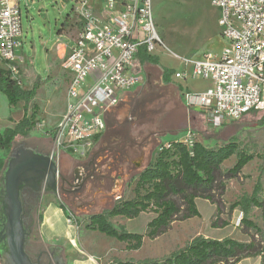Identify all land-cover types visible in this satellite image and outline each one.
I'll use <instances>...</instances> for the list:
<instances>
[{"label": "built area", "instance_id": "2783aa9c", "mask_svg": "<svg viewBox=\"0 0 264 264\" xmlns=\"http://www.w3.org/2000/svg\"><path fill=\"white\" fill-rule=\"evenodd\" d=\"M212 3L220 12L221 35L226 41L219 58L211 52L198 59L179 58L191 65L192 77L212 81L206 92L187 94L186 99L209 110L213 124L220 126L264 110V0ZM74 9L81 27L62 62L71 74L67 110L52 133L50 154L58 166L62 152L85 157L94 137L105 129V113L117 105L121 91L137 82L130 69L139 48L152 52L157 45L164 46L151 0H103L102 18L93 14L89 0H76ZM22 43L19 1L0 0V58L14 75L16 49ZM175 76L183 78L185 73ZM183 142L191 148L194 141L189 137ZM169 147L167 143L159 149Z\"/></svg>", "mask_w": 264, "mask_h": 264}, {"label": "rangeland", "instance_id": "374dc122", "mask_svg": "<svg viewBox=\"0 0 264 264\" xmlns=\"http://www.w3.org/2000/svg\"><path fill=\"white\" fill-rule=\"evenodd\" d=\"M19 2L22 30L24 32V46L22 53L16 54L17 63L23 67L22 83L24 86L22 85V87L30 89L33 87L34 81L39 78L38 76L35 79L32 78L33 68L38 75L47 76L49 55L52 57L57 55L61 44L67 43L71 40L70 38L76 39L81 27L80 18L74 9L76 0H19ZM151 5L156 31L164 43V46L157 45L156 48L161 47L172 56L174 53L178 57L198 59L205 52L212 53L218 50L222 44L225 43L226 45V41L221 35L223 29L219 24L220 12L213 5L212 0H151ZM93 14L96 15L95 13ZM18 58L23 59L24 62ZM43 86H41V91L38 93V103L41 106L42 113H39V106L36 103L38 108L36 117L40 115L36 120L34 129L28 137H17L12 149L22 144L32 149L39 145L41 149L44 148L42 149L44 151L50 150L52 147V142L48 138L49 130H44L42 125H40L42 122L41 116L48 123H51L49 119L63 104L64 92L56 91L52 93ZM30 113H32L31 104L28 114ZM220 130L219 139L215 144H212L211 148H216L234 140L240 149L253 153L255 155L254 158L260 161H255L249 165L245 173H241L237 178L227 181L226 191L221 197L220 213L217 212L216 206L210 201L197 198V207L201 212L200 216L183 221H175L174 225H171L166 231L167 237L165 239L155 243L147 242L142 253L155 250L156 254H171L184 247L192 237L194 238L198 235H210L211 237H221L222 239L229 236L237 240L248 239V236L242 232V219L237 222L238 217H245L243 211L239 206L230 209V205L250 195L258 179L261 180L264 187V172H259L260 164H262L260 154L264 152V110L250 112L238 120H226L221 124ZM90 152L91 149L87 151L86 156ZM1 153L6 161L11 155V152L3 151ZM74 156L78 157L80 155L74 154ZM60 161L69 170L75 164L70 157H64V159L62 157ZM235 161L236 156L234 155L225 161L223 168L232 167ZM115 175L113 180L111 178H98L94 182L92 181L91 186L88 187L87 185L83 199L75 200L73 202L75 203L74 205L68 204L65 206L66 204H63L65 201L61 194H55L56 204L62 208L66 218L71 220L68 222L77 231V228L81 230L80 238L76 240V244L82 247L91 243L88 245V251L98 253L97 255L100 256L103 264H118L126 256V253L121 251L124 243H119L116 238L109 237L97 230L87 228L89 217L92 214L103 212L116 201L130 199L134 196L133 187L135 180L132 178V174L125 176L121 173L122 178H117V176H120L118 172ZM48 196L50 195L43 194L39 198L34 206L31 219H28L27 222L31 228L29 239L42 248L45 245L40 236V225ZM149 213L147 212L145 215L130 220L117 216L110 218V221L117 228L122 227L128 232H139L143 228L144 221L152 216V213ZM218 216L219 222L225 220L229 223L230 221L229 224L234 228L233 232H230L229 229H223L219 232L214 230L212 222ZM250 217L259 225L263 222L260 208H253ZM123 222L125 223L122 225ZM87 231H96L98 235L94 236L93 234L92 236L94 237L91 238L89 237L91 235H86ZM65 245L66 243H64V247ZM64 247L63 249H65ZM73 256L74 254L67 256L65 251L63 254L61 253V258L65 264H71ZM0 264H3L1 258Z\"/></svg>", "mask_w": 264, "mask_h": 264}, {"label": "crops", "instance_id": "0c3cea01", "mask_svg": "<svg viewBox=\"0 0 264 264\" xmlns=\"http://www.w3.org/2000/svg\"><path fill=\"white\" fill-rule=\"evenodd\" d=\"M12 1L17 3V0ZM89 4L93 13L102 18L103 0H89ZM70 39L67 43L59 46L57 55L53 57L49 55V60L47 61V76L42 77L36 73L34 68L32 70V78L35 79L38 76L41 80L33 100L38 106V93H40L42 85L52 93L56 91L64 92L63 104L49 119L51 123H48L41 116L42 122L40 125H42L44 130H49L48 138L51 142L53 130L67 110L68 86L71 74L63 69L62 62L69 54L70 48L74 43V40L72 38ZM22 44V47L16 49V54L18 55L22 53L24 40ZM224 45L225 43L218 50L212 52L217 58H219L222 49L225 47ZM155 50L148 52L145 47L139 48L133 67L130 69V72L137 76V82L131 88L121 91L117 105L105 113L106 127L102 133L94 137L90 154L85 157H75L74 154L67 152L61 153V159L62 157L63 159L64 157H70L74 161L75 164L72 168L76 164L84 162L86 158H94L91 171H97L100 178H111L113 180L116 176L115 173L118 172L119 175L123 173L125 176L132 174L131 176L135 180L138 171L143 170L154 162L160 151L159 148L162 145L169 142L184 141L189 137L194 142H199L208 147H212V144L217 142L221 133V125L216 126L213 124L209 110L189 103L186 99L187 94L206 92L212 87V81L192 77L191 65H185L179 58L181 56L175 57L177 55L174 53L172 56L161 47L155 48ZM4 66H7V64L0 58V67ZM19 66V63L16 62L17 73L14 76L20 79V85L22 87V85L24 86L22 83L23 67ZM180 71L185 73L183 78H177L175 76V73ZM23 106L24 103L22 101L12 107L6 96L0 92V134L7 128H13L23 117ZM39 113H42L41 106H39ZM38 116L37 119L39 118ZM51 150L52 147L50 150H45V152L51 153ZM1 152L0 158H3ZM255 161L260 160L257 158L252 159L245 165L242 173H245L247 167ZM65 167L62 161H60L59 169L71 178L72 168L69 170ZM79 175L82 176L83 173ZM117 178H122V176H117ZM49 195L46 199V205L42 213V223L40 225V236L45 247L55 246L61 250L62 254L65 251L67 256L74 254L71 264H103L100 256L97 255L98 253L88 251V245L91 243L88 242V245L82 247L76 244V240L80 238L81 230L77 228V231L68 222L64 211L56 204V195ZM62 198L65 201L64 203L62 202L64 205L66 204L65 206L68 204L72 205L73 197H66L64 195ZM145 214L147 212H143L139 216ZM153 217L154 213L144 221L143 228L139 232L133 233H145L147 224ZM174 223L175 221L172 223V226ZM229 223L224 228H215L214 230L219 232L223 229H229L230 232H233L234 228ZM86 233L88 236L91 235L89 236L91 238L97 234L96 231H87ZM93 234L94 236H92ZM166 235L167 233L165 232L154 239L144 237L142 246L138 249L131 250L126 249L125 242L119 241V243H124L121 251L126 253V256L120 261H127L129 259L139 261L149 258H162L169 255L170 253L156 254L155 250L142 253L147 242H159L165 239L167 237ZM205 237L222 239L221 237H211L210 235H206ZM246 240L248 239L244 238L241 241ZM64 243H66L65 247ZM260 262L261 257L254 256L244 258L236 264H260Z\"/></svg>", "mask_w": 264, "mask_h": 264}, {"label": "trees", "instance_id": "16d2710c", "mask_svg": "<svg viewBox=\"0 0 264 264\" xmlns=\"http://www.w3.org/2000/svg\"><path fill=\"white\" fill-rule=\"evenodd\" d=\"M81 26V22H80ZM5 62V61H4ZM7 66L0 67V92L14 107L24 103V115L13 128H7L0 134V151L11 152L17 137H28L37 120V104L33 102L40 80L37 78L33 87L23 89L20 79ZM33 103V104H32ZM31 104L32 113L28 114ZM169 148L160 150L154 162L135 176L134 196L116 201L103 212L89 217L87 228L97 230L118 241L125 242L127 249H138L144 237L154 239L165 233L174 221H183L199 217L196 199L202 198L213 203L220 213L221 197L226 191V183L237 178L243 168L255 155L240 149L234 140L216 148L199 142H193L189 148L183 141L169 142ZM236 156L232 167L223 168L226 160ZM264 172V152L260 154ZM6 160L0 158V173ZM239 206L245 217L242 218V232L248 240L241 241L232 237L213 239L202 235L192 238L184 247L162 258L120 261L118 264H236L247 257L260 256L264 264V187L258 179L252 193L230 205ZM260 208L263 222L259 225L251 219L253 208ZM143 212H152L154 217L148 222L145 233L128 232L122 227H115L110 218L121 216L128 219L138 217ZM228 223L219 222V216L212 222V227H225Z\"/></svg>", "mask_w": 264, "mask_h": 264}, {"label": "water", "instance_id": "95a60500", "mask_svg": "<svg viewBox=\"0 0 264 264\" xmlns=\"http://www.w3.org/2000/svg\"><path fill=\"white\" fill-rule=\"evenodd\" d=\"M59 176H62L59 166L50 153L23 144L12 149L0 178V258L3 264H38L26 250L31 228L24 223L22 191L28 188L38 193L39 198L44 192L58 194Z\"/></svg>", "mask_w": 264, "mask_h": 264}, {"label": "flooded vegetation", "instance_id": "af4514ba", "mask_svg": "<svg viewBox=\"0 0 264 264\" xmlns=\"http://www.w3.org/2000/svg\"><path fill=\"white\" fill-rule=\"evenodd\" d=\"M25 145V144H24ZM38 151L46 153L44 150L41 149L39 145L35 148ZM94 158H86L84 162L76 164L75 167L72 168L71 171V178L70 176L62 173L59 169L61 175L58 177V193L62 196L73 197V201L83 199L85 194L87 185L88 187L91 186L92 181L97 180L100 178V175L97 174V171H91L93 166ZM80 178H78L79 174ZM43 194H47L44 192ZM42 194V195H43ZM38 193L31 191L28 188H24L22 191V201L24 204V223L26 227L28 225V219H31L32 212L34 210V206L36 205L37 201L39 200ZM41 198V197H40ZM73 205L75 203H72ZM26 250L33 261L37 262L38 264H62L61 258V250L55 246L46 248H42L36 243H33L30 239H28L26 244Z\"/></svg>", "mask_w": 264, "mask_h": 264}]
</instances>
